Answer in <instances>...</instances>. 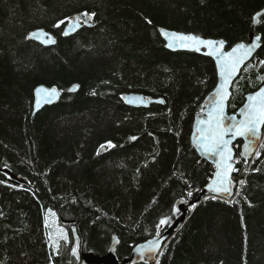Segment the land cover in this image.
Listing matches in <instances>:
<instances>
[{"label":"trees","instance_id":"obj_1","mask_svg":"<svg viewBox=\"0 0 264 264\" xmlns=\"http://www.w3.org/2000/svg\"><path fill=\"white\" fill-rule=\"evenodd\" d=\"M263 6L264 0H0V180L6 181L0 183V264H80L82 253L106 255L114 235L115 254L127 257L156 236L159 220H172L173 205L201 190L214 171L189 137L216 84L211 59L166 50L158 28L221 39L226 49L247 42L250 32L260 35L252 67L245 71L246 64L232 85L233 114L264 83L256 79L264 75V14L251 29ZM83 11L96 12L92 27L70 37L62 35L67 21L54 27ZM36 29L50 33L54 46L25 41ZM38 86L61 95L34 113ZM130 93L163 103L128 107L121 96ZM108 141L115 146L97 155ZM261 145L264 130L261 155L247 165L236 150L241 195L234 203L201 200L167 241L160 264H264ZM197 198L194 192L192 201ZM48 209L56 216L45 229ZM57 226L72 243L77 229L78 257L61 241L50 262L45 232L55 237Z\"/></svg>","mask_w":264,"mask_h":264},{"label":"snow or ice","instance_id":"obj_2","mask_svg":"<svg viewBox=\"0 0 264 264\" xmlns=\"http://www.w3.org/2000/svg\"><path fill=\"white\" fill-rule=\"evenodd\" d=\"M96 12L83 11L75 16L65 17L62 20L57 21L54 27L59 28L60 25L65 24L66 27L62 31V35L68 36L73 32H76L82 27H92ZM257 13L253 17V22H257V18L260 16ZM148 24H151V20H147ZM160 35L167 41L166 47L172 50L177 48L187 49L191 51L200 52L201 49H205L204 55L214 58L216 62L217 73L219 82L211 94V99L206 102L207 110L200 114L203 118L198 121L197 127L193 134L195 146L201 150L207 157L212 158L216 164V171L213 179L207 185V191L213 193L211 197L206 199H218L224 196L232 197L233 193V181L230 174L237 169L233 166V155L230 147L233 140L237 138H243V151L240 153V157L244 160L247 165L248 157L252 155L255 150L256 143L261 139V129L264 128V86H261L258 91L250 93L246 96V102L239 109L238 114L227 115L226 114V101L229 99V86L232 84L234 77L240 71L242 65L252 56L256 48H258L260 37L256 36L250 44L237 43L232 46L230 50L224 49V41H215L212 39H204L201 36L195 34H185L178 32H169L165 29L159 30ZM25 41L38 40L42 45L48 46L56 43V40L49 33L43 29H38L33 32H29L24 37ZM260 65H264V60L259 61ZM252 65L248 64L245 71H248ZM258 81L264 82V75H258L256 77ZM74 85L68 91H73L77 88ZM57 89H45L38 87L35 89V107L38 109L43 103H50L52 99L57 96ZM93 95L96 93L93 92ZM124 99V97H122ZM127 103L143 104L144 98L133 97L132 99L126 100ZM163 103V101H158ZM239 115V119H237ZM130 140H136L137 137H129ZM111 141L102 144L97 149L96 154L100 155L103 151H107L108 148L114 147ZM264 147V145H261ZM261 153L255 152L256 158H259ZM217 157L219 159H217ZM239 163V160L236 161ZM259 171V169H254ZM0 183H6V181L0 180ZM240 186L243 187L245 184L244 180L239 182ZM8 187H17L11 184H7ZM192 191L187 192V196L191 197ZM235 195L240 196L241 192L237 190ZM228 203H234L233 200H228ZM155 203V200L153 201ZM181 203H187V201H181ZM196 204H189V210L194 209ZM97 211H100L97 209ZM181 209L173 205V215L179 214ZM55 217L56 213L52 209H48L45 216V229L49 228L48 217ZM99 218V217H97ZM243 220V218H242ZM167 227H171V217H163L159 220L156 225V236L162 237L163 232ZM57 235L54 237L51 232L46 231L45 237L47 245L51 249L49 256L50 262L53 256L60 255L61 241L64 246L71 244V254L78 257L79 249L81 248V238L77 235V229L72 228L71 233L75 242L72 243L69 240L68 233L61 226H57ZM114 242L119 243L116 237L112 238ZM161 240L156 242L149 241L147 245H140L136 248V252L143 259L145 252L151 253L156 256L157 254L162 256L164 253L160 250ZM155 264H160L159 259H156Z\"/></svg>","mask_w":264,"mask_h":264},{"label":"water","instance_id":"obj_3","mask_svg":"<svg viewBox=\"0 0 264 264\" xmlns=\"http://www.w3.org/2000/svg\"><path fill=\"white\" fill-rule=\"evenodd\" d=\"M257 13H260L261 15L257 18V22H253V17L257 14ZM257 13H255L252 17V25H251V29H254L255 26L258 24L259 22V19L260 17L264 14V6L262 7V9L260 11H258ZM77 15V14H76ZM75 16V15H73ZM160 29H165V28H158V34L160 36V38L162 39V41L164 42V47L166 50L170 51V52H191V53H196L198 55H202V56H205V57H208L209 59L212 60L213 64H214V68H215V75H216V84L215 86L213 87V89L205 96L204 100H203V111H206L207 110V105H206V102L211 99V94L214 92L218 82H219V77H218V73H217V68H216V62L214 60V58L212 57H209L207 55H204V52L206 51L205 49H201L200 52H196V51H191V50H187V49H182V48H177L176 50H172V49H169L167 48L165 45L167 43V41L160 35V32L159 30ZM38 30V29H36ZM34 30V31H36ZM169 32H176V31H173V30H168V29H165ZM33 32V31H31ZM46 32V31H45ZM78 32V30L76 31ZM76 32H73L72 34L68 35V36H64L63 37H70L72 36L73 34H75ZM178 33H182V32H178ZM50 34V33H49ZM185 34H192V33H185ZM51 35V34H50ZM52 36V35H51ZM256 36H259L260 35H256L254 34V32H250L249 36H248V40L247 42H240V43H244V44H250L254 38ZM204 38V37H202ZM204 39H211V38H204ZM212 40H215V41H223L221 39H212ZM30 41H33L43 47H50V46H53V45H48V46H44L42 45L38 40H30ZM259 45L261 46V43L260 41L258 42ZM236 45V44H235ZM233 45V46H235ZM260 46L258 48L255 49V51L253 52L252 56L249 58L248 61L245 62L244 65L241 66L240 68V71L237 73L236 77H234L233 79V82L232 84L229 86V93H230V96H229V99L226 101V114L227 115H234V114H238L239 112V109L243 106V104L246 102L245 98L248 94H246L244 96V101H243V104L236 110L235 113L233 114H229L228 113V103H229V100H230V97H231V89H232V85L234 83V81L236 80V78L238 77V75L240 74L241 70L244 68V66L246 64H248L250 62V60L255 56V54L257 53L258 49L260 48ZM224 49L225 50H230V48L226 49V43L224 44ZM261 86H264V83L261 85ZM260 86V87H261ZM38 87H43L45 89H52V88H55V87H52V88H46L44 86H38ZM36 87V88H38ZM259 87V88H260ZM35 88V89H36ZM259 88L251 93H254L256 91L259 90ZM76 90V88H75ZM74 91V90H73ZM57 96H55L52 101L50 103H43L42 102V105L41 107H39L38 109L35 107V100H36V96H35V90H34V102H33V112H37L39 111L40 109H42L43 107L45 106H50L52 104H54L55 102H57L60 98V95H61V92L57 89ZM122 97H124V99H122ZM121 99L122 101L124 102V104L128 107H133V108H136V107H141V108H146L148 107L150 104H158V101H161V99H153V98H150V97H144L142 95H139V94H124L122 95ZM133 97H142L144 98V103L143 104H137V103H127L126 100L128 99H132ZM202 113V111L200 113H198L194 119H193V124H192V128H191V132H190V137H189V141H190V144L193 148V150L195 151V153L198 155L199 158H201L203 161H205L206 163H208L210 166H212L214 168V172L210 178V180L207 182V184L202 188V191L200 193V195L198 196L197 200L196 201H192L190 202L189 204H194V203H197L199 202L200 200L202 199H205L206 197H211L213 195V193H209L207 191V185L211 182V180L213 179V176H214V173L216 171V164L215 162L213 161L212 158H209L207 157L201 150H199L196 146H195V142H194V139H193V134L195 132V129L197 127V124H198V121L200 119H202L203 117L200 115ZM239 115H237V119H239ZM263 129H261V139L256 143V146H255V150L253 151L252 155H250L248 157V160L252 159V157L254 156L255 152L257 151L261 141H262V137H263ZM243 138H237L235 140L232 141L230 147L232 149V155H233V166L234 168L236 167L235 165V156H236V150L238 149L239 150V154L243 151ZM238 144H240L238 146ZM217 159H219L217 157ZM242 159V158H241ZM243 160V159H242ZM235 172L233 171L230 176H231V179L233 181V193L234 195L232 197H227V196H224V197H221V198H218V199H221V200H232L234 197H235V181H234V178H233V174ZM176 207L180 208L181 209V212L179 214L176 215V217L171 221V227H167L166 230L163 232V236L162 237H157V236H154L144 242H141L137 245H135L130 253H129V256L124 258L121 262V264H136L140 261H145L146 264H155L156 262V259L159 257V255L157 254L156 256L152 255L151 253H148L147 251L145 252V257L142 259L140 255L137 254L136 252V248H138L140 245H147L149 241H153V242H156L157 240H161V244H160V250L162 251L166 242L170 239V237L173 235V233L177 232L180 227L185 223V221L187 220V218L189 217L190 213L189 211L185 208V205L184 203H181L178 202L176 204ZM113 237H116V235H114ZM118 240V239H117ZM118 243L114 242L113 239L109 245V248H108V252L105 256H98L96 254H94L93 252L89 251V252H86V253H83L80 257V264H118L117 263V260H116V254H115V251H116V247H117Z\"/></svg>","mask_w":264,"mask_h":264},{"label":"flooded vegetation","instance_id":"obj_4","mask_svg":"<svg viewBox=\"0 0 264 264\" xmlns=\"http://www.w3.org/2000/svg\"><path fill=\"white\" fill-rule=\"evenodd\" d=\"M129 256V255H128ZM126 256L124 257H121V258H118L117 255H116V260H117V263L118 264H121L122 260L125 258ZM137 264H145L143 261L137 263Z\"/></svg>","mask_w":264,"mask_h":264},{"label":"rangeland","instance_id":"obj_5","mask_svg":"<svg viewBox=\"0 0 264 264\" xmlns=\"http://www.w3.org/2000/svg\"><path fill=\"white\" fill-rule=\"evenodd\" d=\"M238 173V172H237ZM235 179H237V177H234ZM240 177L238 176V179H239ZM172 200L169 202V204L167 205L168 207H170L171 205H172ZM51 225H52V223H51ZM52 232L53 233H56V230H52Z\"/></svg>","mask_w":264,"mask_h":264},{"label":"bare ground","instance_id":"obj_6","mask_svg":"<svg viewBox=\"0 0 264 264\" xmlns=\"http://www.w3.org/2000/svg\"><path fill=\"white\" fill-rule=\"evenodd\" d=\"M66 26V25H65ZM48 33V32H47ZM55 39V38H54ZM54 46V45H53ZM48 88V87H47ZM52 88V87H51ZM73 92V91H72Z\"/></svg>","mask_w":264,"mask_h":264}]
</instances>
